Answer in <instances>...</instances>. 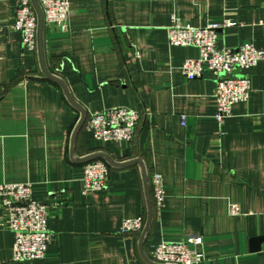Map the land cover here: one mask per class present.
<instances>
[{
    "label": "crops",
    "instance_id": "0c3cea01",
    "mask_svg": "<svg viewBox=\"0 0 264 264\" xmlns=\"http://www.w3.org/2000/svg\"><path fill=\"white\" fill-rule=\"evenodd\" d=\"M16 9L0 0V182L31 183L50 205L54 236L45 258L15 260L0 208V264H156V244L192 234L204 238L201 264H264V59L244 72L249 98L220 123L216 76L182 70L199 49L168 41L173 15L195 25L230 18L219 48H264V0H71L70 27L44 22L36 50L12 27ZM114 106L142 112L131 140L86 128L90 111ZM95 158L109 181L85 192L84 165ZM152 172L164 179L162 208ZM150 203L147 228L122 233L126 217L148 222Z\"/></svg>",
    "mask_w": 264,
    "mask_h": 264
},
{
    "label": "built area",
    "instance_id": "2783aa9c",
    "mask_svg": "<svg viewBox=\"0 0 264 264\" xmlns=\"http://www.w3.org/2000/svg\"><path fill=\"white\" fill-rule=\"evenodd\" d=\"M43 12L44 22L65 31L70 27L71 0H37ZM230 18L212 20L205 25L184 24L173 15L168 26V41L177 46H196L200 55L188 58L182 64L184 74L196 78L204 71L216 76L215 119L222 123L232 115L233 105L250 96L251 83L245 70L264 59V48L252 43L238 47L217 46L218 31L233 25ZM39 17L32 0H17L16 21L12 25L22 34L24 45L30 50L38 48ZM1 29V22H0ZM139 109L114 106L88 113L85 126L98 140L122 143L131 140L141 118ZM186 124V115H182ZM153 204L162 208L165 203L164 179L159 172L149 175ZM109 181L108 164L99 158L90 159L84 165V191L104 189ZM0 208L6 211L10 229L14 233L13 258L42 259L53 241L54 233L47 223L48 203L35 199L29 182H0ZM236 204L232 213H239ZM142 216L126 217L121 232L143 231ZM204 238L201 234L187 235L181 240H162L154 246L151 259L156 264H201L205 260Z\"/></svg>",
    "mask_w": 264,
    "mask_h": 264
},
{
    "label": "water",
    "instance_id": "95a60500",
    "mask_svg": "<svg viewBox=\"0 0 264 264\" xmlns=\"http://www.w3.org/2000/svg\"><path fill=\"white\" fill-rule=\"evenodd\" d=\"M32 1H33V4H34V6H35V8H36V10H37L38 17H39L38 35L40 36V35H41V30H42V27H43V23H44L43 12H42L41 7H40L39 3L37 2V0H32ZM56 79H57V78H56ZM60 81H61V83L63 84V86H64V88H65V91H66L67 95L69 96V98L71 99V101H72L75 105H77V107H80V106L75 102V100H73V98L70 96V94H69V92H68V90H67V88H66L64 82H63L62 80H60ZM83 117H85V110H84V112H83ZM138 161H139V160H138ZM152 213H153V211H152V204L150 203V217H149V219H148V222H147L146 225H145L144 230H145V229L147 228V226L149 225V222H150L151 217H152ZM143 255H144V254H143ZM144 258H145L146 260H148V261L151 262V260H150L147 256L144 255ZM152 262H153V261H152ZM153 263H155V262H153Z\"/></svg>",
    "mask_w": 264,
    "mask_h": 264
}]
</instances>
